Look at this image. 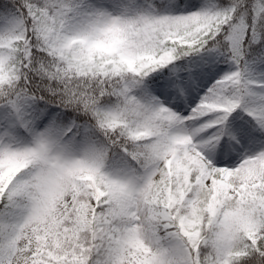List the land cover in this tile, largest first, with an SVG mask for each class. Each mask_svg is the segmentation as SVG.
<instances>
[{
    "label": "snow or ice",
    "instance_id": "snow-or-ice-1",
    "mask_svg": "<svg viewBox=\"0 0 264 264\" xmlns=\"http://www.w3.org/2000/svg\"><path fill=\"white\" fill-rule=\"evenodd\" d=\"M0 264H264V0H0Z\"/></svg>",
    "mask_w": 264,
    "mask_h": 264
}]
</instances>
